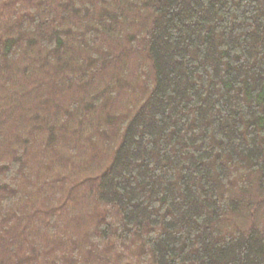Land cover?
<instances>
[{
  "label": "trees",
  "instance_id": "obj_1",
  "mask_svg": "<svg viewBox=\"0 0 264 264\" xmlns=\"http://www.w3.org/2000/svg\"><path fill=\"white\" fill-rule=\"evenodd\" d=\"M0 264H264V0H0Z\"/></svg>",
  "mask_w": 264,
  "mask_h": 264
}]
</instances>
